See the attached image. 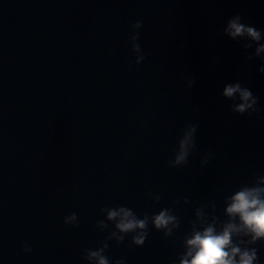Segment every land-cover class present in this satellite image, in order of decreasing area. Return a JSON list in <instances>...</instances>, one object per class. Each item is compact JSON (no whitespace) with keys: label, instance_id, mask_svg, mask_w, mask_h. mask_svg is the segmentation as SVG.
Masks as SVG:
<instances>
[{"label":"clouds","instance_id":"1","mask_svg":"<svg viewBox=\"0 0 264 264\" xmlns=\"http://www.w3.org/2000/svg\"><path fill=\"white\" fill-rule=\"evenodd\" d=\"M227 28L225 31L235 39L238 36H244L247 34L253 40H259L261 30L254 26L246 25L242 22V17L236 15L227 21ZM133 27L141 28V22H136ZM139 33L133 37L138 39ZM136 51L140 50L139 44L133 45ZM247 47H251L248 45ZM264 51V46L257 49V53ZM145 59L144 55L137 58L135 64L139 65L141 61ZM250 59V57H249ZM261 73H264V67L259 69ZM239 92L240 99L243 101L238 104L234 111L240 114L245 113L248 109H252L256 112L257 109L254 107L258 103V98L247 87H241L240 83L234 85H228L224 89V95L226 97H233L235 93ZM251 101V103H249ZM196 131V127H192L190 132L180 142V152L176 155L175 159L169 161L170 166L186 165L188 163V157L190 151H194L196 146L192 140V133ZM191 144V149L189 145ZM212 153L209 152L208 156L211 157ZM208 163V158L201 161V167ZM264 193V189L245 188L237 192L232 198L231 204L227 208V214L230 217L228 223L224 224L222 231L217 230L212 226L208 225L202 232L196 231L193 237L187 240L188 253L187 255L192 257L191 261L186 258L182 264H259L258 249L252 248H241V244H257V241L264 243V198H261V194ZM122 213V217L117 223L116 227L124 233L135 230L136 228L145 229L146 220H137L133 217L132 212L121 207L119 212L113 210L109 212V219L116 218ZM239 217V223L234 222L236 217ZM77 216L75 213L69 214L64 219L65 224H70L71 221L76 220ZM175 220V217L168 214V210L164 209L159 212L158 215L154 216V223L157 229L167 228L168 225ZM72 226H76L72 225ZM169 232L171 229H168ZM251 235V239L247 242L241 240L237 243H233V235ZM147 233H141L132 238L133 244L136 246H142L146 240ZM121 242L123 237H120ZM24 251H31L30 248L25 247ZM99 252H91L90 256L96 257ZM239 256L237 260L236 257ZM99 264H108V260L101 257ZM116 264H124V261L117 260Z\"/></svg>","mask_w":264,"mask_h":264}]
</instances>
